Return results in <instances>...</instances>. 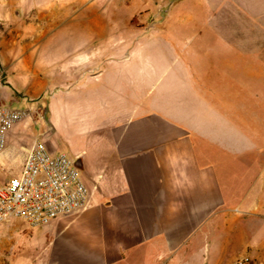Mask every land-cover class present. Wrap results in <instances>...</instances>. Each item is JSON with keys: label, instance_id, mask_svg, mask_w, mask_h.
<instances>
[{"label": "crops", "instance_id": "obj_1", "mask_svg": "<svg viewBox=\"0 0 264 264\" xmlns=\"http://www.w3.org/2000/svg\"><path fill=\"white\" fill-rule=\"evenodd\" d=\"M224 1L205 25H116L103 52L101 24L66 33L75 1L0 0V90L51 91L45 140L89 189L75 214L17 221L29 264H264V105L248 145L239 114L219 112L264 93V22L223 20Z\"/></svg>", "mask_w": 264, "mask_h": 264}, {"label": "rangeland", "instance_id": "obj_2", "mask_svg": "<svg viewBox=\"0 0 264 264\" xmlns=\"http://www.w3.org/2000/svg\"><path fill=\"white\" fill-rule=\"evenodd\" d=\"M75 1L74 9L68 12V18L75 12V15L68 18L65 31L70 37L78 38V23L94 21L102 26V49L107 52L109 43L115 38L121 37L124 33L116 25L124 27L133 23L136 27L152 24L155 22H189L194 21L201 24H209L215 20H221V13H212L211 4L215 5L222 0H70ZM67 2V0H65ZM225 2V3H224ZM223 6L229 2L228 14L224 15L226 21H257L264 22V14L260 8L264 5L262 1L255 3L254 0H226ZM258 5L259 12L254 11V6ZM60 16H62L60 14ZM219 17V19H217ZM65 18V19H66ZM61 19V17L59 18ZM69 27V29L67 28ZM141 30L134 29L135 38ZM142 32H146L143 30ZM110 34H112L110 36ZM6 80V78H5ZM51 91L41 95L7 94L0 90V103L11 104L24 110L25 115L15 126L9 136L8 146L0 155V184L6 179L18 175L24 165L28 155V150L32 146L36 137L45 139L46 134L51 132L48 118V100ZM237 102L244 105V110H221L223 117L231 118L232 115L240 116V123L246 134L247 145L250 143L249 137L254 133L253 116L257 111L251 109L253 104L261 102L264 105V93L260 95H239ZM264 117V109L260 111ZM63 127L58 133L65 138V114H63ZM231 120V119H230ZM264 134V125L259 127ZM47 141V140H46ZM60 151H65V142L60 139ZM264 150V140L262 142ZM68 154L72 157L71 153ZM264 160V159H263ZM82 173V170L79 166ZM84 178V176H83ZM85 180V179H84ZM14 219L0 225V264H29L36 262L34 255L22 253L20 245L16 243L17 236L23 232L24 228L16 225ZM29 226V223H27ZM16 227H18L17 230ZM27 229V227H26ZM17 231V236H15ZM23 258L22 262L20 261ZM24 262V263H23Z\"/></svg>", "mask_w": 264, "mask_h": 264}, {"label": "built area", "instance_id": "obj_3", "mask_svg": "<svg viewBox=\"0 0 264 264\" xmlns=\"http://www.w3.org/2000/svg\"><path fill=\"white\" fill-rule=\"evenodd\" d=\"M24 115V110L0 103V155ZM88 202L89 189L76 159L65 151H52L44 138L36 137L21 172L0 184V225L14 219L44 225L79 212ZM251 262L244 255L235 264Z\"/></svg>", "mask_w": 264, "mask_h": 264}]
</instances>
